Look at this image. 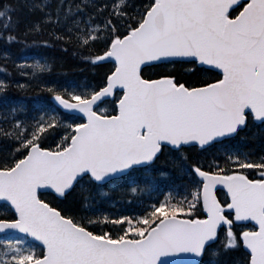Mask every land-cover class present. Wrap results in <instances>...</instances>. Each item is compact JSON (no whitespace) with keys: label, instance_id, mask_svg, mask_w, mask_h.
I'll return each instance as SVG.
<instances>
[{"label":"snow or ice","instance_id":"obj_1","mask_svg":"<svg viewBox=\"0 0 264 264\" xmlns=\"http://www.w3.org/2000/svg\"><path fill=\"white\" fill-rule=\"evenodd\" d=\"M24 6L39 15L20 26L18 5H0V27L11 28L0 39L71 46L84 64L109 67L92 83H42L51 107L0 101V264H264V149L225 148L191 164L184 151L264 126V0ZM0 58L26 80L51 68L6 49ZM200 69L216 76L186 79ZM9 86L0 78V92ZM162 155L179 183L156 169ZM110 181L136 204L127 214L89 195L107 197Z\"/></svg>","mask_w":264,"mask_h":264},{"label":"trees","instance_id":"obj_2","mask_svg":"<svg viewBox=\"0 0 264 264\" xmlns=\"http://www.w3.org/2000/svg\"><path fill=\"white\" fill-rule=\"evenodd\" d=\"M29 0H0V5L3 4H13L18 5V8L11 13L13 19L19 17L22 22L26 19H35L38 17V12L29 11L24 5L28 3ZM31 2H37V0H31ZM43 2V0H39ZM55 3V0H52ZM19 27V26H18ZM11 31V28L4 29L0 27V33L7 35ZM37 41L41 37L35 38ZM8 50L10 53L16 57H38L46 58L51 64L49 71L42 75L39 80H26L25 77L17 74V70L13 68L11 62L4 63L2 58H0V67L7 68L11 72V76H6L3 71H0V78H6L11 80V86H9L5 91L0 92V101L7 100L9 105L11 102H23L27 105L30 111L41 110L45 107L54 106V100L51 93L47 91V86L41 88V84L47 81L49 84H65L67 83H79L83 84L85 82L92 83L99 79L100 73L109 67L108 64H103L97 66L95 69L90 65L84 64L78 55L73 54V49L71 46L67 47V50H61L58 46H55L52 42L49 46H42L39 42L28 43L27 45L22 43H6L3 39H0V53L3 50ZM187 68L189 65H184ZM154 70V66H149L144 69V72L151 73ZM23 71H30V69H24ZM216 76L214 71L200 69L193 73L191 76H186V79L196 80V79H207ZM25 81L28 84L26 88H19L16 86L17 81ZM107 104V102H106ZM2 106V105H0ZM105 105H101L104 107ZM109 108L111 105H107ZM109 114H112L109 112ZM225 148H238L244 150H251L255 154H260L261 149H264V126L260 124H251L241 130V133L229 141H224L219 144H213L210 147L205 148L202 152L198 151L197 148H187L184 151L187 154V163L191 164L199 160L200 157L205 158V162L209 157L213 155H220L223 153ZM157 170H167L171 173V182L179 183L182 180V176L179 174V169L175 166L172 160L167 159L164 155L161 156L160 160L157 161ZM250 178H259L258 174L253 175ZM169 180L161 179V185L169 183ZM112 183H105L102 187L108 193L107 197H99V190L94 189L90 196L95 200H98L103 206L108 207L110 211L121 210L122 214H127L126 209H134L136 207L135 203H127V193L120 191V186L112 187ZM45 194H42V196ZM79 195V194H77ZM218 198L224 199L225 194L223 192H217ZM73 202V194H69V197L65 200V203L71 205ZM111 202V203H110ZM3 204H0V212L4 209ZM243 226L251 227L250 224H243Z\"/></svg>","mask_w":264,"mask_h":264},{"label":"water","instance_id":"obj_3","mask_svg":"<svg viewBox=\"0 0 264 264\" xmlns=\"http://www.w3.org/2000/svg\"><path fill=\"white\" fill-rule=\"evenodd\" d=\"M240 2H241V0H236V3H240ZM208 67H210V66H205V68H208ZM198 147H199V146H198ZM218 190H222V191H224L225 193H226V191H227V190L223 187V185H220V184H218V185L216 186L215 191L217 192ZM0 203H4V201H3L2 198H0ZM246 222H249V223H251V224H254V223H255L254 221H251L250 218H249ZM36 243H38V242H36Z\"/></svg>","mask_w":264,"mask_h":264}]
</instances>
